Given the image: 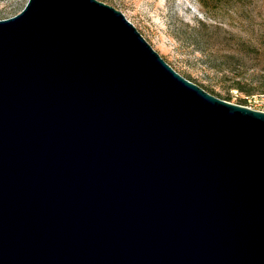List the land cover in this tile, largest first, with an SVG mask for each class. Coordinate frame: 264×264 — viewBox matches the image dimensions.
<instances>
[{
	"label": "water",
	"instance_id": "95a60500",
	"mask_svg": "<svg viewBox=\"0 0 264 264\" xmlns=\"http://www.w3.org/2000/svg\"><path fill=\"white\" fill-rule=\"evenodd\" d=\"M0 264H264V112L111 6L27 0L0 20Z\"/></svg>",
	"mask_w": 264,
	"mask_h": 264
},
{
	"label": "rangeland",
	"instance_id": "374dc122",
	"mask_svg": "<svg viewBox=\"0 0 264 264\" xmlns=\"http://www.w3.org/2000/svg\"><path fill=\"white\" fill-rule=\"evenodd\" d=\"M97 1L120 11L169 66L206 92L244 107L245 97L264 95V0ZM26 2L0 0V20Z\"/></svg>",
	"mask_w": 264,
	"mask_h": 264
},
{
	"label": "built area",
	"instance_id": "2783aa9c",
	"mask_svg": "<svg viewBox=\"0 0 264 264\" xmlns=\"http://www.w3.org/2000/svg\"><path fill=\"white\" fill-rule=\"evenodd\" d=\"M249 109L255 110V107L259 106L256 111L264 112V95H253L245 97Z\"/></svg>",
	"mask_w": 264,
	"mask_h": 264
},
{
	"label": "trees",
	"instance_id": "16d2710c",
	"mask_svg": "<svg viewBox=\"0 0 264 264\" xmlns=\"http://www.w3.org/2000/svg\"><path fill=\"white\" fill-rule=\"evenodd\" d=\"M203 1H204V0H199V2H200L201 5H204V2H203ZM181 76H182V75H181ZM183 77H184L185 79H187L188 81H190V82L193 83V81H192L189 77H187V76H185V75H183ZM243 85H245V84H243V82H241V81H239V80H236V81L234 82V87H236V89H239V90L242 89ZM199 87L202 88L203 90H206L205 88H203V87H201V86H199ZM209 94L213 95V93H209ZM213 96H214V95H213ZM216 96H217L218 98H220V99H223V100L229 101V100L227 99V97H221V96H219V95H216ZM250 96H253V95H250ZM241 102H243L245 106L247 105V102H246L245 98H244Z\"/></svg>",
	"mask_w": 264,
	"mask_h": 264
}]
</instances>
